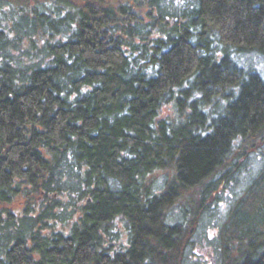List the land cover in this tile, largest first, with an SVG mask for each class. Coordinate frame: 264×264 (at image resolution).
<instances>
[{"label": "trees", "instance_id": "16d2710c", "mask_svg": "<svg viewBox=\"0 0 264 264\" xmlns=\"http://www.w3.org/2000/svg\"><path fill=\"white\" fill-rule=\"evenodd\" d=\"M44 54L19 65L4 43ZM264 0H0V264H264Z\"/></svg>", "mask_w": 264, "mask_h": 264}, {"label": "rangeland", "instance_id": "374dc122", "mask_svg": "<svg viewBox=\"0 0 264 264\" xmlns=\"http://www.w3.org/2000/svg\"><path fill=\"white\" fill-rule=\"evenodd\" d=\"M21 34L23 33L16 34L15 38L12 37L10 40L3 42L4 52L19 65L27 66L39 59L44 54V50L38 40L34 44L26 35L23 36L21 41L18 38ZM241 61L246 65L257 66L261 74L264 75V57L259 55H243ZM261 162V158L252 156L243 164L241 172L208 204L194 236V242L187 251V256L189 257L188 264H218L219 242L215 236L217 230L225 219L228 208L249 178L255 176Z\"/></svg>", "mask_w": 264, "mask_h": 264}]
</instances>
